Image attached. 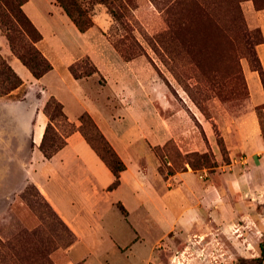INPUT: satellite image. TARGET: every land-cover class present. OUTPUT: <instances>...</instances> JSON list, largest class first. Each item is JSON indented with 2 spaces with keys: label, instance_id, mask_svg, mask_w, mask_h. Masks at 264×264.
I'll return each mask as SVG.
<instances>
[{
  "label": "rangeland",
  "instance_id": "1",
  "mask_svg": "<svg viewBox=\"0 0 264 264\" xmlns=\"http://www.w3.org/2000/svg\"><path fill=\"white\" fill-rule=\"evenodd\" d=\"M76 3L90 22L83 32L75 28L54 0L50 4L47 0H32L29 4L40 14L38 26H34L42 35V47L53 67L43 82L52 89L58 76L63 77L61 90L56 93L64 101L69 119H75L82 107L83 112L94 115H89L92 120L95 117L102 127L110 130L132 123L141 126L143 140L158 160L156 170L164 177L189 167L206 178L230 168L241 169L251 161L247 151L228 157L219 130L230 119L241 116L238 127L244 129L248 125L246 115L254 110L264 142V103L256 104L255 95L249 96L254 85L252 71L261 84L255 48L263 41L259 21L264 23V0H76ZM37 47H41L40 43ZM107 59L113 65L109 71L104 65ZM63 66L79 83H71ZM25 72L28 73L19 68L21 77ZM1 82L7 86L9 81L0 75ZM118 84L120 89L115 90ZM66 85L75 92L78 105L70 102ZM160 88L162 101L157 94ZM23 89L24 86L14 93V99L21 97ZM123 110L129 113L125 115ZM104 113L109 114L108 121ZM177 113L188 121L187 127H182L187 134L182 143L187 153L178 149L172 139L158 145L153 138L158 116L167 122ZM78 115L77 125L60 117L52 119L53 131L49 130L47 136L56 132L64 137L77 130ZM24 121L14 125V135L0 127V264H85L79 257L91 249L90 264H252L251 258L258 255L256 242L264 236L260 221L251 234V245L245 244L242 236L237 237V232H206L204 238L201 236L198 243H193L197 248L206 246L205 252L181 254L177 252L181 244L170 252V231L166 237L158 238L159 230L149 221L144 223L140 212V216L132 212L130 220L143 234L144 243L134 246L131 253L124 254L114 247L110 250L105 244L99 248L79 245L70 249L74 242L72 232L32 180L34 167L30 165L31 146ZM205 131L216 145L218 161ZM48 141L47 137L45 144ZM201 141L206 147L204 151L197 149V142ZM201 153H207L208 163L194 155ZM252 159L255 161V157ZM261 185L260 191L255 188V196L264 195V183ZM58 187L59 183L50 189L58 194ZM258 200L253 199L254 209L259 212L255 215L257 219L264 216V204ZM99 206L110 232L123 243L132 235L126 221L114 205L101 201ZM194 230H198L197 226ZM231 248L234 250L231 257L213 259L209 255L218 249L228 254Z\"/></svg>",
  "mask_w": 264,
  "mask_h": 264
},
{
  "label": "crops",
  "instance_id": "2",
  "mask_svg": "<svg viewBox=\"0 0 264 264\" xmlns=\"http://www.w3.org/2000/svg\"><path fill=\"white\" fill-rule=\"evenodd\" d=\"M50 1L47 0L49 4ZM31 2L32 0H26L21 5V9L30 22L38 26L36 22L40 20V14L29 6ZM259 26L263 33V41L256 45L255 51L264 76L263 21H259ZM42 41L41 35L36 46L40 43L41 47L37 48L48 60L42 47ZM45 44L48 46L47 43ZM0 56L22 81L18 87L13 88L8 93L0 94V127L14 135V125L20 121H26L25 135L28 144L31 146L30 165L34 167L32 180L66 227L72 232L74 242L69 246L70 249L79 245L99 248L105 244L110 250L114 247L124 254L131 253L134 246L144 243L142 242L143 234H140L133 221L130 220L132 212L139 216L140 212L144 223L148 221L153 223L152 225L159 230L158 238L166 237L170 231V252L178 249L180 244L182 247L177 252L181 254L203 253V250L205 252L206 246L200 247V249L193 243H198L201 236L204 238L203 235H206V232L211 234L218 231L221 233L237 232V237L242 236V241L251 245L253 242L251 234L253 230L258 229L260 225L258 221L264 225L263 212V217L255 218L259 212L255 211L256 202L253 201L256 197L259 199L258 202L264 204V195H254L255 188L260 191L261 184L264 183V142L256 111L248 112L246 115L248 125L244 129L238 127L243 119L241 116L230 119L219 130V136L228 157L231 158L238 152L247 151L251 161H247L241 169L232 170L230 168L224 173L210 174L206 178L198 176L189 167H185L181 171L171 172L166 177L160 175L156 170L158 160L151 154L143 140L144 128L138 125L134 126L132 123L127 126L122 125L114 131L108 127H102L98 119L94 117L98 122L93 119L98 130L124 165V168L118 173L117 185L108 188L113 181L111 171L90 148L78 130H73L64 136V144L48 158L43 157L38 149L47 122L42 107L49 96H53L61 103L66 119L74 121V125H77L76 116L85 111L81 107L77 111L75 119H69L67 116L64 101L56 93V91L61 90L60 84L64 83L63 77L58 76L52 89L47 87L43 81L47 73L53 70L51 65V68L42 76L37 79L34 78L11 52L1 31ZM104 65L108 71L109 67L113 66L108 59ZM63 67L71 83L74 85L79 83V79L72 77L65 69L66 67ZM19 68L27 70L28 73L25 72L21 77ZM250 75L254 80V85L252 91L249 90V96L255 95L256 104H262L264 103V93L261 84L256 80L255 71H252ZM23 86L21 97L14 99V93ZM117 86L115 90L120 89V85ZM66 92L71 96L70 102L78 105L79 101L74 95L75 92L67 85ZM157 94L159 101H162V88ZM146 96L148 95L146 94ZM130 99L133 98L130 97ZM256 104L253 103V106ZM100 109L101 112H105L104 109ZM262 111L264 116V107ZM122 112L125 115L129 113L126 110ZM104 114L108 121L109 114ZM89 115L94 116L91 113ZM158 117V123L153 133L155 142L162 145L167 139H172L178 149L182 151L184 149V145L182 146L183 138L187 135L186 130L184 131L182 127H187L188 121L181 113L172 114L169 118L172 121L167 120V122H164L163 117ZM103 123L107 126L104 120ZM205 132L209 147L215 154V160L218 161L217 151H215L216 145L214 146L212 143L209 133ZM197 145L198 151L206 149L202 141L197 142ZM187 152L189 151L184 149L183 153ZM254 157L255 161L252 159ZM230 164L234 165L235 163ZM47 178H49L48 181ZM57 183H59V193L55 194L50 186H56ZM101 201L114 205L119 212L117 204L123 207L125 214L123 215L121 212L120 214L132 231V235H129L123 243L117 241L110 232V226L103 218L102 208L99 206ZM195 226L198 230L192 231ZM259 241L260 239L257 240L256 246ZM235 247L238 248V246ZM218 250V254L211 251L209 255L216 259L224 255L231 257L234 252L232 248L228 254H224L225 252L223 253L221 249ZM254 252L257 254V251ZM92 255L91 249L86 253L84 252L79 259H83L85 264H90L89 258L92 262ZM172 256L170 255V259Z\"/></svg>",
  "mask_w": 264,
  "mask_h": 264
},
{
  "label": "trees",
  "instance_id": "3",
  "mask_svg": "<svg viewBox=\"0 0 264 264\" xmlns=\"http://www.w3.org/2000/svg\"><path fill=\"white\" fill-rule=\"evenodd\" d=\"M25 1L26 0H0V31L4 35L11 52L20 63L27 68L30 74L37 79L51 68V64L36 46V43L41 39V35L21 9V5ZM54 1L79 32H83L90 26V22L86 16H84V11L76 3V0ZM0 68V75H4V81H9L7 86H3L2 82L0 83V94H6L13 88L18 87L22 81L1 56ZM259 71L262 76L261 84L264 91V76L261 68H259ZM6 72H8V74ZM50 105H52V107L49 111ZM42 112L46 116L47 122L38 149L43 157L48 158L64 144L63 137L56 132L53 134L50 133V136H47L49 130L53 131L52 119L56 117H60L64 120L67 119L62 111L61 103L53 96L47 98L42 107ZM77 120L79 124L76 129L113 175V181L108 188L115 187L118 183V173L124 168L123 163L100 133L87 112L80 113ZM47 137L49 143L45 144ZM57 139L60 141L55 144ZM95 141L97 144L94 143ZM194 155H198L204 163H208L207 153ZM191 167L193 168V166ZM117 207L124 215L125 211L123 207L120 204H117ZM257 246L258 255L251 258L252 264H264V236L258 242Z\"/></svg>",
  "mask_w": 264,
  "mask_h": 264
}]
</instances>
